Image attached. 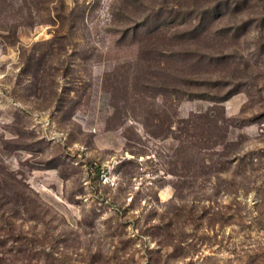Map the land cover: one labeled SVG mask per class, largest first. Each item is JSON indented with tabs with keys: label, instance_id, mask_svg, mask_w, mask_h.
Returning a JSON list of instances; mask_svg holds the SVG:
<instances>
[{
	"label": "rangeland",
	"instance_id": "rangeland-1",
	"mask_svg": "<svg viewBox=\"0 0 264 264\" xmlns=\"http://www.w3.org/2000/svg\"><path fill=\"white\" fill-rule=\"evenodd\" d=\"M0 264H264V0H0Z\"/></svg>",
	"mask_w": 264,
	"mask_h": 264
}]
</instances>
